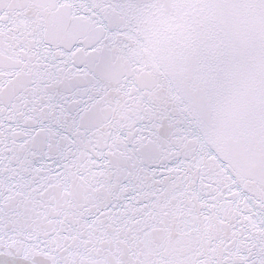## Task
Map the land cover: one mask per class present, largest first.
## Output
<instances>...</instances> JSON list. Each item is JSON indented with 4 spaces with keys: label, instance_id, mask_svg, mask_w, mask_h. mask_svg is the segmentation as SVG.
Masks as SVG:
<instances>
[{
    "label": "snow or ice",
    "instance_id": "6c2138e0",
    "mask_svg": "<svg viewBox=\"0 0 264 264\" xmlns=\"http://www.w3.org/2000/svg\"><path fill=\"white\" fill-rule=\"evenodd\" d=\"M0 264H264V0H0Z\"/></svg>",
    "mask_w": 264,
    "mask_h": 264
}]
</instances>
